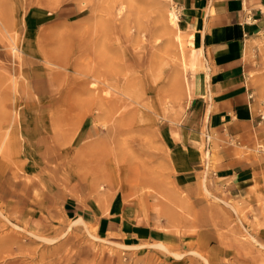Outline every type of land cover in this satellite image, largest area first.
I'll return each mask as SVG.
<instances>
[{
  "label": "rangeland",
  "instance_id": "1",
  "mask_svg": "<svg viewBox=\"0 0 264 264\" xmlns=\"http://www.w3.org/2000/svg\"><path fill=\"white\" fill-rule=\"evenodd\" d=\"M5 1L0 264H264V200L250 220L253 208L213 183L227 158L257 165L253 192L264 198V125L208 136L184 90L189 48L182 52L146 0H63L59 22L46 7L55 0ZM249 56L261 119L264 33ZM190 162L193 196L176 183ZM121 187L163 236L112 254L90 215H106L100 198ZM78 218L86 226L69 232Z\"/></svg>",
  "mask_w": 264,
  "mask_h": 264
},
{
  "label": "crops",
  "instance_id": "2",
  "mask_svg": "<svg viewBox=\"0 0 264 264\" xmlns=\"http://www.w3.org/2000/svg\"><path fill=\"white\" fill-rule=\"evenodd\" d=\"M173 1L184 22L203 39L206 72L200 74L204 91L193 100L197 123L205 126L208 136L212 131L223 136L226 128L232 136L236 129L242 135L259 130L264 121L255 115V92L249 82L258 64L257 58L250 57L249 52L264 33V0ZM64 13H54V20L59 22ZM196 172L190 162L176 178L179 187L189 190L192 196L197 190ZM254 172L262 173L257 165L240 164L227 158L223 168L213 173L216 186L239 200L243 207L253 208L250 220L254 214H259L258 204L264 200L253 192ZM152 202L147 199V203ZM134 204L126 200L125 190H122L110 203L106 215L99 212L90 215V220L96 221L99 236L107 243L135 247L144 242H160L163 235L154 230L146 217L138 214ZM150 220H153L152 215Z\"/></svg>",
  "mask_w": 264,
  "mask_h": 264
},
{
  "label": "bare ground",
  "instance_id": "3",
  "mask_svg": "<svg viewBox=\"0 0 264 264\" xmlns=\"http://www.w3.org/2000/svg\"><path fill=\"white\" fill-rule=\"evenodd\" d=\"M171 3V9L169 7H166L164 9L162 6H160L159 3L153 2V1H145L144 3L146 4L147 7L150 9L156 11L161 19V23L164 27L165 33H169L172 38L175 40V42L178 43L179 47L181 48L182 52L184 43L186 42L187 47L189 48V54L188 57L182 54V67L184 71L190 72L191 75L193 76L192 82L189 81L188 79L184 83V90L186 91V94L188 96V99L190 102L195 100V96L202 95L204 91V83H203V78L201 77V72L205 69V63H204V51H203V39L202 35L200 33H193L190 35H186V29H189V26L184 22V20L181 19L180 16V11L177 10L174 7V1L173 0H168ZM63 4V0H55V2L48 4L46 7L50 9L51 11H57L61 5ZM124 9L122 7L121 11ZM7 19L6 15V1L5 0H0V21L4 22ZM192 31V30H191ZM240 151L237 150L234 153V156H239ZM211 153L206 152L205 153V158L210 159ZM254 189V188H253ZM123 190V187H121L117 192H121ZM117 192H111L106 195H103L100 198V202L104 203V209L105 211H108V207L110 203L113 201L115 196L117 195ZM128 202V200L126 198ZM82 226H86L85 221L83 218H78L77 220L73 221L71 223V226L69 228V232H72L74 228H80ZM107 243V242H106ZM108 245L110 244L114 248L108 249L112 254H119L122 252H125L127 250H139V247H128L125 245L121 244H113V243H107ZM158 250H165L167 247L162 244L158 243L157 245L154 246Z\"/></svg>",
  "mask_w": 264,
  "mask_h": 264
},
{
  "label": "built area",
  "instance_id": "4",
  "mask_svg": "<svg viewBox=\"0 0 264 264\" xmlns=\"http://www.w3.org/2000/svg\"><path fill=\"white\" fill-rule=\"evenodd\" d=\"M261 119L264 120V118L261 116Z\"/></svg>",
  "mask_w": 264,
  "mask_h": 264
}]
</instances>
